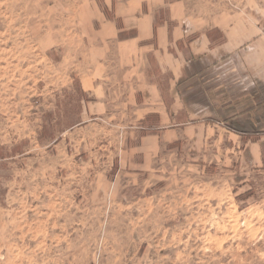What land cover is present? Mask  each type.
Returning a JSON list of instances; mask_svg holds the SVG:
<instances>
[{
  "label": "rangeland",
  "instance_id": "1",
  "mask_svg": "<svg viewBox=\"0 0 264 264\" xmlns=\"http://www.w3.org/2000/svg\"><path fill=\"white\" fill-rule=\"evenodd\" d=\"M120 1L0 0V264H264L257 136L211 127L141 147L155 114L118 79L109 114L83 90ZM182 1L209 25L250 15L264 31V0Z\"/></svg>",
  "mask_w": 264,
  "mask_h": 264
},
{
  "label": "crops",
  "instance_id": "2",
  "mask_svg": "<svg viewBox=\"0 0 264 264\" xmlns=\"http://www.w3.org/2000/svg\"><path fill=\"white\" fill-rule=\"evenodd\" d=\"M114 10L113 19L100 18L90 42L93 64L81 76L95 105L109 114L115 96L105 81L118 79L121 100L141 118L159 119L155 127L139 126L155 130L142 136L141 147L160 151L192 129L202 138L211 127H225L257 136L250 151L262 155L264 31L257 21L231 14L228 23L209 25L188 15L182 0H123Z\"/></svg>",
  "mask_w": 264,
  "mask_h": 264
}]
</instances>
